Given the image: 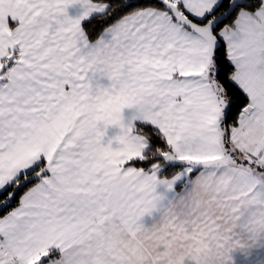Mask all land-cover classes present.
<instances>
[{
	"label": "snow or ice",
	"instance_id": "1",
	"mask_svg": "<svg viewBox=\"0 0 264 264\" xmlns=\"http://www.w3.org/2000/svg\"><path fill=\"white\" fill-rule=\"evenodd\" d=\"M0 264H264V0H0Z\"/></svg>",
	"mask_w": 264,
	"mask_h": 264
},
{
	"label": "rangeland",
	"instance_id": "2",
	"mask_svg": "<svg viewBox=\"0 0 264 264\" xmlns=\"http://www.w3.org/2000/svg\"><path fill=\"white\" fill-rule=\"evenodd\" d=\"M150 223V222H149Z\"/></svg>",
	"mask_w": 264,
	"mask_h": 264
}]
</instances>
